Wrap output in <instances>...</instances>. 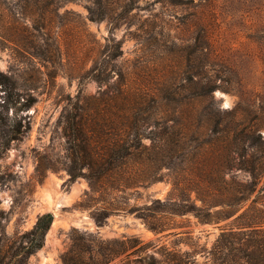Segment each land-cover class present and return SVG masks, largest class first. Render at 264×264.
Listing matches in <instances>:
<instances>
[{"label": "rangeland", "instance_id": "obj_1", "mask_svg": "<svg viewBox=\"0 0 264 264\" xmlns=\"http://www.w3.org/2000/svg\"><path fill=\"white\" fill-rule=\"evenodd\" d=\"M0 72L10 82L0 83L4 231L16 235L39 214L53 215L27 264H62L73 240L96 256L99 244L125 236L154 245L160 264V247L186 264L243 263L244 243L264 251L261 232L227 248L220 237L254 197L264 208V0H0ZM7 96L30 104L6 109ZM127 99L141 102L132 114ZM15 115L21 125L13 135L5 123ZM127 115L138 149L128 148L132 155L98 191L84 175L70 180V146L84 137L77 121L103 142L123 138ZM214 131L231 186L252 189L241 166L259 162L248 199L230 207L224 194L209 196ZM121 177L140 182L113 189ZM208 204L212 213H234L203 221L178 211ZM107 264H127L125 253Z\"/></svg>", "mask_w": 264, "mask_h": 264}, {"label": "trees", "instance_id": "obj_2", "mask_svg": "<svg viewBox=\"0 0 264 264\" xmlns=\"http://www.w3.org/2000/svg\"><path fill=\"white\" fill-rule=\"evenodd\" d=\"M10 83L9 78L5 76L2 72H0V83ZM7 85V84H6ZM213 90V89H212ZM213 98V95H210ZM128 107L132 114V109L141 105V102L138 100H134V102H130L127 99ZM7 103L6 109L10 108L13 103H20L21 108H27L30 103L20 102V98L10 99L7 96L4 100V103ZM8 123V131L16 134L19 131L21 125V119H18L16 115L12 118L9 116L6 117ZM211 119L208 118L207 123L210 124ZM126 126L124 129L123 138H111L108 134V137L104 138L103 142L100 138L103 139L102 136L96 135L93 140H90V137L87 136L86 131L82 127V120L79 119L77 121V133L84 134L83 140L79 143L72 144L70 149L76 155L75 159L70 164L67 171L69 173V179L74 180L76 177L80 175H84L89 181V188L92 192L98 191L97 186L101 187L104 180H107L109 177H112V174L117 172V168L121 167L124 164V160L132 155V151L128 148L133 147L135 150L141 145L139 138H137L138 132H130L132 127L134 126L133 115L126 116ZM133 133V137L131 134ZM214 132L211 133L213 138L207 141L208 150L211 153L209 160V167L211 169V175L213 176L210 180V194L209 196L219 197L224 194V204L226 207H230L233 205L234 201H245L249 197V192H251L255 185L257 184L258 172L259 170V162L251 163L246 166H241L244 170H248L249 173L253 176L252 186L253 188H249V190L237 189L231 186L230 181L225 179L226 172L230 171L229 163L223 160V152L222 148L219 145L218 137L215 136ZM253 134V133H252ZM132 139H136L135 143ZM245 139L247 140V146L252 147L254 142L251 138V135L245 133ZM12 138H15L14 136ZM234 165V164H231ZM87 168V174L81 172L82 167ZM261 169V168H260ZM130 177H121L118 185L113 187L116 190H123L124 188H128L130 185H134L140 180H130ZM256 179V180H255ZM101 183V184H100ZM264 188V185L263 187ZM238 193H241L240 195ZM257 200L254 197L247 208H245L239 215L236 216V219L239 220L233 226H230L228 230L222 231L220 234L221 241L225 240L224 248L230 247L231 244L235 245V240L239 244L240 236L245 234L246 232H250L251 234L256 233H264V208L256 206ZM209 204L205 209L201 208H190L178 211H191L197 216L199 219L203 221H217L222 217L231 216L234 211L229 212L227 210H218L212 213L209 208ZM224 212V213H223ZM222 213V214H221ZM8 219V213H6L3 209H0V264H27L29 257L37 252L44 245L45 235L49 230L53 215L51 212H43L39 214L34 222V224L19 234L8 236L4 231V223ZM236 227V230L233 229ZM150 228L154 231H158L162 229L160 226L155 224H151ZM223 238V239H222ZM238 239H240L238 241ZM227 244L229 246H227ZM245 247H240L239 250L243 251V256H240L243 263L237 262V264H264V251L259 248L258 244H247L244 243ZM149 247H155L150 242H144L138 236H125L122 239L115 240H106L99 244L96 256H92L89 254L87 257L84 255V251L91 250L89 245H82L80 242L73 240L68 250L62 255V264H107L113 257L119 255L120 253H125L127 258V264H130V258L134 261V264H160L159 260L155 258L154 252L149 251ZM159 253H163L164 255V263L165 264H186L183 262L177 253L172 251L163 252V248H156ZM194 264V262H192ZM229 264V260L227 259V263Z\"/></svg>", "mask_w": 264, "mask_h": 264}]
</instances>
